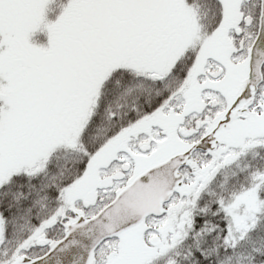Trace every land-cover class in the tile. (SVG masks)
Instances as JSON below:
<instances>
[{
    "label": "snow or ice",
    "instance_id": "1",
    "mask_svg": "<svg viewBox=\"0 0 264 264\" xmlns=\"http://www.w3.org/2000/svg\"><path fill=\"white\" fill-rule=\"evenodd\" d=\"M0 264H264V0H0Z\"/></svg>",
    "mask_w": 264,
    "mask_h": 264
}]
</instances>
